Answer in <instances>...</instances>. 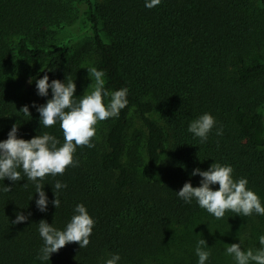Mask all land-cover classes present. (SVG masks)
<instances>
[{"label":"trees","instance_id":"trees-1","mask_svg":"<svg viewBox=\"0 0 264 264\" xmlns=\"http://www.w3.org/2000/svg\"><path fill=\"white\" fill-rule=\"evenodd\" d=\"M145 2L0 0V142L16 125L18 139L47 132L63 145L59 121L45 128L33 107L52 99L51 88L38 95L36 80L45 75L49 84L72 80L78 100L91 61L105 73L106 91L128 89L127 106L106 120L103 138L96 132L95 147L76 148L78 166L38 181L46 212L22 169L15 183L0 179V264H104L115 254L118 264H198L200 239L211 252L205 264H236L227 245L261 247L264 215L229 210L217 219L177 193L186 182L200 186L195 169L219 163L232 167L234 180L246 178L264 206V0H161L152 9ZM57 29L75 36L54 43ZM205 113L215 125L201 143L188 126ZM135 115L144 130L130 136ZM57 181L67 187L57 191ZM78 204L94 220L89 245L69 243L38 259L39 222L64 230ZM17 213L27 222L12 223Z\"/></svg>","mask_w":264,"mask_h":264},{"label":"clouds","instance_id":"clouds-1","mask_svg":"<svg viewBox=\"0 0 264 264\" xmlns=\"http://www.w3.org/2000/svg\"><path fill=\"white\" fill-rule=\"evenodd\" d=\"M160 2L161 0H146L145 7L152 9ZM87 71L89 78H94V85L91 83L89 86L93 90L79 97L78 100L73 99L76 85L72 80H68L67 83L53 80L49 84L47 75L36 80L38 95L46 97L49 88H51L52 99L43 106L33 104V107L37 108L41 117L40 123L45 128L52 127L59 121L64 137L62 146L58 147L60 142L47 132L30 141L18 139L16 125H13L8 133L7 140L0 142V179H8L15 183L21 180V172L18 169H22L24 176L35 185L36 194L39 196L36 206L41 212H46L48 200L43 191L44 186L38 181L47 175H63L69 166H78V161L74 160L76 148L95 147L91 143L96 135L95 125L99 121L118 117L120 111L128 104L127 88L106 91L103 79L105 73L95 67H91ZM105 96L109 97L107 104L104 103ZM20 111L30 115L28 106H24ZM214 125V118L205 113L189 124L188 131L198 137L201 143H205ZM216 134L222 135V129L218 130ZM232 173L231 166L219 163L212 164L207 171L197 168L192 172V175L201 177L200 186L193 187L190 182H186L177 195L186 203L195 200L202 209L217 219L223 218L226 211L229 210L243 216H250L253 212L264 215V206H262L259 197L247 188V179L234 180ZM217 184L219 190H213L212 186ZM24 187H27V184ZM54 187L59 191L66 188L67 185L57 181ZM11 190L10 187L4 188L6 192ZM52 204L56 209L60 206V200L56 195ZM74 212L75 214L64 230L49 226L43 220L39 222L38 231L44 245L40 249L38 259L49 261L53 253H57L69 243H77L80 249L89 245L94 220L83 204H78ZM27 220V216L17 213L16 219L12 223L20 224ZM241 243L240 241L239 244L227 245L225 254L233 257L236 264H264V235L259 237L261 246L259 249L243 250ZM207 248L204 239L198 240L195 249L199 258L198 264H205L209 259L211 252L206 250ZM119 260L118 254L111 255V258L106 259L104 264H118Z\"/></svg>","mask_w":264,"mask_h":264},{"label":"rangeland","instance_id":"rangeland-1","mask_svg":"<svg viewBox=\"0 0 264 264\" xmlns=\"http://www.w3.org/2000/svg\"><path fill=\"white\" fill-rule=\"evenodd\" d=\"M76 28V27H74ZM56 33L53 35L52 37V41L54 43H60V42H63V41H69L72 39V37H74L75 33L74 31L72 30V32L70 30H67V29H57V31H55ZM93 67V63L91 61H87L85 62V64L83 65V69H82V74H83V78H84V82L87 84V87H88V90H87V93H90L93 88L92 87H89L90 84L92 83L94 85V78H89V74H88V71L87 69ZM86 93V94H87ZM154 117L161 123V124H164L162 118L160 117V115L158 113H156L154 115ZM106 120L104 121H99L96 125H95V128H96V132L97 134L100 136V138H103V134H104V131H105V128L107 126V124L105 123ZM143 131L144 128H143V125L142 123L140 122V120L137 118V116L135 115L133 117V124L131 126V130H130V136L132 135V132L133 131Z\"/></svg>","mask_w":264,"mask_h":264}]
</instances>
